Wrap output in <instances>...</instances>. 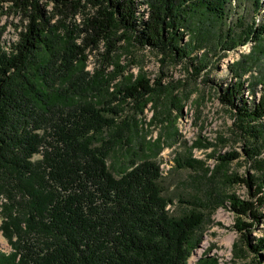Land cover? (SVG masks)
I'll use <instances>...</instances> for the list:
<instances>
[{"label":"trees","instance_id":"16d2710c","mask_svg":"<svg viewBox=\"0 0 264 264\" xmlns=\"http://www.w3.org/2000/svg\"><path fill=\"white\" fill-rule=\"evenodd\" d=\"M144 4L147 15L139 7ZM232 4V0H0V20L8 8H15L23 14L24 26L9 43L0 31V215L12 247L11 252L0 250V264H189L206 224L226 203L235 213L241 247L251 255L246 264H264V236L253 235L263 218L264 177L230 174L229 165L239 152L220 155L218 165L210 169L191 150L185 157H175L172 166L195 171L202 167L205 180L213 182L219 174L226 187L245 184L248 199L200 186L196 191L187 188L182 196L166 194L158 160L163 135L155 142L142 137L149 145L136 143L140 122L126 112L135 103L139 117L152 103L157 109L153 122L171 124L179 136L176 124L184 101L171 92L162 101L161 79L153 84L143 72L113 88V81L126 70L114 58L123 39L165 59H188L196 74L209 67V55L238 49L253 39L261 41L264 22H254L237 35L230 29L221 40L219 27L212 40L218 26L227 25ZM50 6L62 16H82V25L71 29L61 20L52 23L55 13ZM255 10H261L260 0ZM186 32L190 38L184 43ZM89 49L115 69L106 73L96 67L92 74L87 70ZM225 57L219 55V60ZM242 73H236L237 81L221 98L235 109L246 141L254 139L257 145L264 136V94L248 106L241 95ZM245 152L251 158L260 155L256 146ZM115 154V161L122 157L126 162L109 163ZM196 264L220 263L206 254Z\"/></svg>","mask_w":264,"mask_h":264},{"label":"rangeland","instance_id":"374dc122","mask_svg":"<svg viewBox=\"0 0 264 264\" xmlns=\"http://www.w3.org/2000/svg\"><path fill=\"white\" fill-rule=\"evenodd\" d=\"M232 2L231 13L225 19L227 25L218 26L213 34L212 40L214 41L217 39L219 27L222 30L221 40L227 36V33H231L230 29H233L237 35L247 29V26L253 25L254 22H264V0H260L261 10L258 12L255 10L257 0H232ZM144 6L141 12L143 11L144 15H147L148 5L144 4ZM49 8L51 12L55 13L52 23L61 20L68 24L71 29L77 24L82 25V16L66 17L59 14L51 6ZM22 20L23 14L19 10L7 9V14L0 20V31L5 43L17 39L19 31L23 30L24 27ZM189 38V34L186 32L183 42H187ZM228 38L230 41L232 36ZM101 47V51H105V48ZM260 50H264V37L261 41L250 40L245 46L235 50H221L218 56H216L217 54L209 55V67L200 74H196L193 64L188 59L177 62L169 58L165 59L153 49L131 43L128 39H123L118 44L114 58L120 61V65L125 66L126 70L123 75L113 81V88H116L121 82L129 83L126 77L133 74L135 80L143 72L153 84L156 80L161 79L164 89L162 101H166L167 94L170 92L173 93L174 97L184 101L185 108L179 114L176 124L179 136L174 134L171 124L165 126L160 119L153 122V116L157 114V109L152 103L145 108L144 114L139 115V117L136 116L138 108L135 103L131 106L134 108L127 107L126 112L137 117L140 122V136L135 137L136 143L149 145L142 137H146L147 141L155 142L161 134L163 135L160 145H164V148L158 160L162 162L161 166L167 170L163 180L166 194L182 196L187 193V188L196 191L195 189L200 186L202 189H213L221 194L236 193L241 198L248 199L249 188L245 184L240 183L226 187L219 174L213 182L209 178L205 180L202 167H197V171H195L192 168L176 169L172 166L175 157L179 155L185 157L191 150L193 157L201 160L205 167L210 169L218 165L220 155L239 152L240 157L231 161L229 165V173H238L242 177L254 175L255 179L258 180L264 177V136L258 140L257 145H253L254 139H251V142L246 141L247 135L241 130L235 109L230 104L223 102L221 98L225 92L224 89L237 81L235 79L236 73H242V70H246L245 73H242L243 77H239V80L245 81L241 95L246 97L250 107L259 102L264 94V52L260 53ZM201 53H203L202 50L199 53L195 52L193 56ZM251 54H253L252 57L249 56ZM219 55H226V57L219 60ZM87 65V70L92 74L96 67L99 70H105L106 73L115 69L114 65H109L108 60H103L102 56H95L92 49L88 51ZM118 96L121 95L118 94ZM114 102L118 105L119 100ZM174 113L173 115H176V112ZM261 122L263 124L264 119ZM251 146H256L260 150V155L253 157L257 160L248 157L245 152L246 147ZM256 152L259 153L258 150ZM120 154L122 152H119ZM115 158H117V154L112 157L109 163L113 161L119 166L126 162L122 157L116 161ZM255 161H257L256 165ZM201 183H203L202 186ZM226 204L225 207L219 208L206 224L202 242L193 252L189 264H196L206 254L217 258L220 264H246L248 260H251V255L242 249L240 233L234 227L236 223L235 213L229 208V203ZM173 209L175 213L178 212L177 206ZM260 212L263 218L253 232L256 237L264 236V206L260 207ZM2 221L3 218L0 215V250L11 252L10 241L1 227ZM245 255L248 256L244 257Z\"/></svg>","mask_w":264,"mask_h":264},{"label":"bare ground","instance_id":"6f19581e","mask_svg":"<svg viewBox=\"0 0 264 264\" xmlns=\"http://www.w3.org/2000/svg\"><path fill=\"white\" fill-rule=\"evenodd\" d=\"M139 7H140V10H142V9H144L145 6H144V5H140ZM138 10H139V9H138ZM142 12H143V11H142ZM161 167H162V166H161ZM162 168H163V167H162ZM163 169H164V172H163V173L165 174V173L167 172V170H165V168H163ZM168 170H170V169H168ZM199 252H200V251H199ZM197 254H198V252H197ZM197 254H196V255H197Z\"/></svg>","mask_w":264,"mask_h":264}]
</instances>
